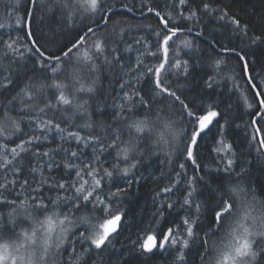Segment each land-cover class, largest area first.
<instances>
[{
    "label": "snow or ice",
    "instance_id": "6c2138e0",
    "mask_svg": "<svg viewBox=\"0 0 264 264\" xmlns=\"http://www.w3.org/2000/svg\"><path fill=\"white\" fill-rule=\"evenodd\" d=\"M2 6L14 23L0 18V264H104L126 216L116 206L153 156L171 169L153 198L157 224L165 206L183 215L159 233L138 234L135 251L151 257L171 249L172 264H264V186L258 194L252 163L239 162L229 135L241 127L231 102L241 92L249 154L264 161V67L251 55L264 51V31L253 30L264 29V20L242 23L220 0H166V11L152 0ZM134 11L156 17L158 26L129 42L112 17ZM37 15L50 25L41 37L32 24ZM205 18L223 22L219 36L207 32ZM132 52L134 60L126 55ZM194 72L199 91L186 94ZM210 134L215 167L200 158Z\"/></svg>",
    "mask_w": 264,
    "mask_h": 264
},
{
    "label": "trees",
    "instance_id": "16d2710c",
    "mask_svg": "<svg viewBox=\"0 0 264 264\" xmlns=\"http://www.w3.org/2000/svg\"><path fill=\"white\" fill-rule=\"evenodd\" d=\"M138 2L139 0H137V3ZM2 3L3 0H0V18H4L8 21V23L13 24L14 14L10 16V10L5 11ZM152 3L155 5H160L161 11H166V8L164 7L166 0H152ZM220 6L230 8V15H237L238 18L241 19L242 23L257 25L261 20H264V0H220ZM252 10H255V15L250 17L249 13L252 12ZM133 13L140 14L139 11H134ZM117 21H119L118 27L126 29L125 39L129 42H131L132 36H135L138 31L141 33H147L148 26H151V29H156L158 26L157 18L151 14H149L146 18H137L130 13L113 16L112 24L115 25ZM201 23L205 25L208 33H212L217 36H219L224 29L223 22H220V27H217V21L210 20L208 18L202 20ZM32 24L33 29L36 30V35L38 37L43 36V33H46L50 26L47 22L42 24L39 15L36 16ZM51 26L54 28L56 25L53 23ZM111 26L112 25L109 27ZM64 30L66 34L70 31L67 29V25H64ZM253 30L257 33L264 31V29H261L260 27H255ZM8 31H11V29H8ZM128 33H131V35H128ZM67 38L70 39L71 36H67ZM147 38L149 40L152 39L151 35H148ZM44 39H47V37L45 36L40 40L41 44L44 43ZM173 47H175V45ZM141 50H143L142 46ZM126 55H130L134 60L136 53L132 52ZM251 55L255 56L256 58L255 67L257 69L264 67V51H262L260 48H257L251 53ZM27 64L29 66V70H31L32 61L28 60ZM233 66H235V60H232L229 65V67ZM239 72L240 69L237 66L236 80L242 92H248L249 86L246 84L245 80L241 78ZM192 75L194 77V81L184 89L186 94L191 89H196V92L199 91V89L196 88V82H198L199 76L201 74L194 72ZM183 79V77L180 78L181 81H183ZM171 81L173 85L177 83L175 77H172ZM108 86L109 81L104 80V87L108 88ZM145 90H147V87ZM193 95H195V93H193ZM240 96L241 92H237L236 95L232 96L231 102L233 105V116L236 118L237 123H239L241 127L238 129L233 127V130L229 135L231 137V142L234 143L236 147L238 156L241 157L239 162L244 163L249 160L251 161L252 168L250 176L253 183L256 185L257 192L259 194L261 186H264V161H261L257 158L255 150H252L251 154H249L248 144L245 139V132L247 131V128L250 127V116L245 110L242 100H238V97ZM192 98V96L188 97L190 100ZM249 99H251V95H249ZM109 103H111L110 98ZM110 111L111 109H109V112ZM261 126H264V121H261ZM214 131L215 130H213V132ZM214 143L215 141L212 139L211 134L206 136L204 140L201 141V163L208 167H215V157L211 152ZM162 159L163 157L158 160L153 156L150 159H145L143 163L140 164L136 170L137 176L141 178L140 183L134 185L131 189L130 195L123 201L122 204L116 206L117 210L123 209L126 213V216L118 237L113 238L108 249H106L102 254L104 264H108L109 260H111V264H118V261L122 262V264H172V261L175 259V253L171 249L163 254L157 251L155 254L149 257L148 254H140L139 252L135 251L132 245V241L137 239L138 234L144 236L150 232H153L154 230L159 233L163 229L172 226L173 221H175L177 224L181 222L180 217L183 215V213L181 212L179 215H177L176 210H173L170 213L168 212L166 206L165 217L164 219L160 220L159 224H157V218H154L153 215L156 208L159 207V203H154L153 198L155 191L160 187L167 185L169 175L171 173L169 166L166 163H161ZM172 167L175 168L176 171H179L178 162L174 163ZM57 178H59V176ZM178 195L179 193H177V196ZM172 198L176 199V197ZM113 246L115 252H113ZM195 251L196 249L193 247L189 253V260L194 258ZM93 259L99 261L100 258L93 257Z\"/></svg>",
    "mask_w": 264,
    "mask_h": 264
},
{
    "label": "water",
    "instance_id": "95a60500",
    "mask_svg": "<svg viewBox=\"0 0 264 264\" xmlns=\"http://www.w3.org/2000/svg\"><path fill=\"white\" fill-rule=\"evenodd\" d=\"M131 15H133L134 17H137V18H141L142 16L140 14H136V13H130Z\"/></svg>",
    "mask_w": 264,
    "mask_h": 264
},
{
    "label": "bare ground",
    "instance_id": "6f19581e",
    "mask_svg": "<svg viewBox=\"0 0 264 264\" xmlns=\"http://www.w3.org/2000/svg\"><path fill=\"white\" fill-rule=\"evenodd\" d=\"M247 147V146H246Z\"/></svg>",
    "mask_w": 264,
    "mask_h": 264
}]
</instances>
